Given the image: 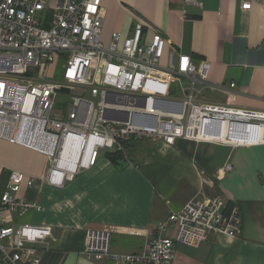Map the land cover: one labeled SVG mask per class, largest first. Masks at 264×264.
<instances>
[{"label":"built area","instance_id":"built-area-1","mask_svg":"<svg viewBox=\"0 0 264 264\" xmlns=\"http://www.w3.org/2000/svg\"><path fill=\"white\" fill-rule=\"evenodd\" d=\"M253 1L260 2L245 0L242 9L250 10ZM101 2L0 0V139L45 154L51 184L61 186L94 166L105 149L128 160L125 144L203 141L209 139L203 133L206 124L216 133L219 122L264 127V112L202 100L204 88H210L209 62L196 63L181 54L177 62L161 67L166 39L155 34L146 40L142 24L124 40L122 50L120 34H113L105 47ZM201 8L200 0H181L185 19ZM61 62V80H52L51 67ZM153 76L165 82L170 78L178 89L168 96L148 91ZM216 89L230 93L236 84ZM24 182L22 173L13 172L8 191L19 190ZM35 183L30 178L27 186ZM37 208L9 192L1 197L0 264H41L53 228L13 224ZM226 208L220 195L190 200L157 227L140 254L112 251L110 229L88 230L83 253L102 264H173L178 244L197 249L212 233L238 237L240 211L234 206L225 215Z\"/></svg>","mask_w":264,"mask_h":264},{"label":"crops","instance_id":"crops-1","mask_svg":"<svg viewBox=\"0 0 264 264\" xmlns=\"http://www.w3.org/2000/svg\"><path fill=\"white\" fill-rule=\"evenodd\" d=\"M200 1L202 8L185 19L181 0H102L101 41L108 47L120 34L122 50L142 24L146 40L155 34L166 39L161 67L181 54L210 63L203 101L264 112V0L253 1L250 10L242 9L245 0ZM231 83L236 90L230 93L216 89ZM257 140L264 141V127ZM126 151L128 160L119 163L107 157L115 151H100L94 166L57 186L48 181L45 154L0 139V199L9 192L38 207L13 224L53 228L41 264H102L83 253L88 230L110 229L112 251L140 254L172 212L218 195L238 207L240 234L212 233L197 249L178 244L173 264H264V142L145 141L130 143ZM13 172L25 176L15 192L8 191ZM30 178L36 180L32 187Z\"/></svg>","mask_w":264,"mask_h":264},{"label":"bare ground","instance_id":"bare-ground-1","mask_svg":"<svg viewBox=\"0 0 264 264\" xmlns=\"http://www.w3.org/2000/svg\"><path fill=\"white\" fill-rule=\"evenodd\" d=\"M224 125V128L222 127ZM262 127L260 126V130ZM259 130V132H260ZM248 132L250 133V139L248 141ZM258 132V134H259ZM204 135L209 138L210 140H220V141H227V142H236V143H247V144H254L255 141L258 143L264 141H258L254 139L253 132L248 128L247 125H239L235 124L233 126L230 123L221 124L218 130V133L213 128V125L206 124L205 128L203 129ZM258 136V135H257Z\"/></svg>","mask_w":264,"mask_h":264},{"label":"rangeland","instance_id":"rangeland-1","mask_svg":"<svg viewBox=\"0 0 264 264\" xmlns=\"http://www.w3.org/2000/svg\"><path fill=\"white\" fill-rule=\"evenodd\" d=\"M65 69V64L63 62L59 64H54L51 67L49 76L52 80H61V76L63 74V71ZM169 81L165 82L163 79H160L158 76H153L150 79L148 91L153 92L155 94H162V95H173L177 88V85L174 84V82L168 78ZM214 96L213 94H205L204 97L210 98ZM58 109H64L61 108V105H57Z\"/></svg>","mask_w":264,"mask_h":264},{"label":"trees","instance_id":"trees-1","mask_svg":"<svg viewBox=\"0 0 264 264\" xmlns=\"http://www.w3.org/2000/svg\"><path fill=\"white\" fill-rule=\"evenodd\" d=\"M130 144V143H129ZM129 144H125L126 149H128V145ZM108 159H110L112 162L115 163H119L120 161L123 160L124 155L123 153L119 152V151H115V152H111L107 154ZM233 205H228L226 210H225V215L233 208Z\"/></svg>","mask_w":264,"mask_h":264},{"label":"water","instance_id":"water-1","mask_svg":"<svg viewBox=\"0 0 264 264\" xmlns=\"http://www.w3.org/2000/svg\"><path fill=\"white\" fill-rule=\"evenodd\" d=\"M63 92H67L66 90H62ZM234 123H236V122H234ZM218 125H221L222 123L221 122H219V123H217ZM231 124V123H230ZM232 126H233V124H231ZM220 127V126H219ZM222 127H223V125H222ZM251 132H253V136H254V139H257V135H258V132H259V130H260V128H259V126H252L251 127ZM255 143H258L257 141H255Z\"/></svg>","mask_w":264,"mask_h":264}]
</instances>
